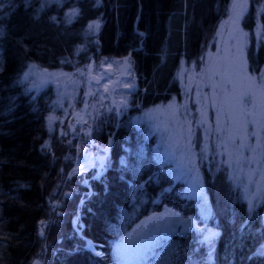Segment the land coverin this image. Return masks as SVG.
<instances>
[{
  "label": "trees",
  "instance_id": "trees-1",
  "mask_svg": "<svg viewBox=\"0 0 264 264\" xmlns=\"http://www.w3.org/2000/svg\"><path fill=\"white\" fill-rule=\"evenodd\" d=\"M230 2L0 0V264H117L115 245L138 223L166 210L192 223H174L140 264H264L263 189L243 192L237 166L235 171L233 160L221 156L223 145L204 150L203 126L196 133L191 128L204 98L209 100V80L206 90L191 91L186 102L176 75L181 63L199 58ZM243 16L246 27L263 31L264 0H250ZM127 56L137 85L122 94L129 107L119 117L114 108L104 109L109 102L100 106L99 95L89 97L96 116L85 124L92 126L91 135L74 126L83 83L76 85L73 106L58 109L53 84L35 89L25 79L35 66L73 72L83 82L80 73L89 58L98 68ZM248 62L258 74L263 44ZM171 100L192 133L185 145L188 172L179 176L170 172L173 162L161 157L158 130L144 116ZM108 144L103 174L96 178L94 166L67 177L82 161L81 149L103 156ZM212 157H220L223 168ZM197 176L201 200L189 194ZM257 176L263 183L264 173ZM205 207L209 215L203 219ZM88 241L100 245L101 256L85 249Z\"/></svg>",
  "mask_w": 264,
  "mask_h": 264
},
{
  "label": "rangeland",
  "instance_id": "rangeland-1",
  "mask_svg": "<svg viewBox=\"0 0 264 264\" xmlns=\"http://www.w3.org/2000/svg\"><path fill=\"white\" fill-rule=\"evenodd\" d=\"M249 1L231 0L226 15L212 31L210 41L207 42L203 52L201 50L199 53V58L189 66L181 63L180 71L176 75L182 84L186 102L191 91L206 90L205 87L209 80V100L204 98L203 106L193 118L192 133H196V130L201 125L203 126L205 151L210 148H220L223 145L224 148L219 149L221 156L233 160L235 171L236 166L238 168L237 184L244 193L254 195L255 191L259 192V189H263L264 193V182L262 183L260 177L257 176L258 173H264V65L258 74L252 73L248 56L251 51L256 54L262 44L264 45V27L263 31H260L257 26L251 29V24L246 27L243 23V15L247 12ZM124 59L126 57L105 61L97 68L93 66V58H89L83 68V73H80L83 82L79 78L75 79L73 72L70 74L64 71H48L35 66L29 68L25 79L30 80L31 87L35 89L47 88L48 84H53V96L57 99L54 108L58 109L64 103L65 106H73V98L77 91L76 85L83 83L86 89L84 103L79 110L81 116H79V121L73 125L81 128L83 134L91 135L92 126L85 128V124L89 120L94 121L96 116H94L95 103L93 101L88 103L89 97L99 95L100 102H102L100 106H104V101L109 102L108 107L104 106V109L109 111L112 107L120 117L129 107L122 94L137 89L132 72L127 65L121 74ZM89 65L92 67L90 74L87 72ZM204 74L206 79L203 80ZM91 75L102 79L98 84L92 85L89 81ZM204 95H207V92ZM195 98L199 104L198 95ZM209 107L212 108L211 112ZM144 116L148 124L158 130L157 149L164 160L173 162V167L170 169L172 175L186 174L188 169L185 165L190 155L185 145L188 142L187 136H191L192 133L189 131L190 126L184 127L174 100L166 105L153 106L145 110ZM184 128L187 132L185 135H183ZM196 140L198 139L193 140L194 144ZM80 151L83 162H87L84 165L77 159L73 169L67 173V177L79 174L80 172L76 174L73 172L81 171L77 168L79 165L84 168L81 172H87L100 161L99 156H92L85 148ZM89 155L92 156L91 164L88 162ZM211 162L217 165L216 168H223L225 165L220 157L216 160L212 157ZM230 177L233 178L235 175L231 173ZM189 194L195 200L204 198L199 176L189 184ZM69 195L70 193L66 194V196ZM255 198L257 200L256 196ZM200 215L206 219L209 215V208H201ZM182 222L184 225L192 223L190 219H183L177 213L168 210L162 214L147 217L115 245L116 263L140 264V258L145 255L146 251L158 240L168 237L173 232L174 223ZM85 247L95 255L100 254L99 250L91 249L90 243ZM35 261L39 264L38 260Z\"/></svg>",
  "mask_w": 264,
  "mask_h": 264
},
{
  "label": "water",
  "instance_id": "water-1",
  "mask_svg": "<svg viewBox=\"0 0 264 264\" xmlns=\"http://www.w3.org/2000/svg\"><path fill=\"white\" fill-rule=\"evenodd\" d=\"M89 78H90V82L92 84H98L101 81V78L100 77H97V76H94V75L90 76ZM79 115H80V112H75L74 113V119H75L76 122H78V120H79ZM72 129L73 128L71 127V130ZM67 194H69V193H67ZM57 213L59 215H62V213H60V212H57ZM91 245H92V249H95L98 246V244H95V243H92ZM36 262L37 261H34L33 264H36Z\"/></svg>",
  "mask_w": 264,
  "mask_h": 264
},
{
  "label": "bare ground",
  "instance_id": "bare-ground-1",
  "mask_svg": "<svg viewBox=\"0 0 264 264\" xmlns=\"http://www.w3.org/2000/svg\"><path fill=\"white\" fill-rule=\"evenodd\" d=\"M125 68L122 66V69L121 70H124ZM91 70H92V67H91V65H89L88 66V69H87V72L90 74V72H91ZM85 109V108H84ZM84 109L82 110V111H84ZM87 162V161H86ZM88 162H89V164H91L92 163V159H91V157H90V155H89V157H88ZM84 170V168L83 167H79L78 168V170ZM97 253V252H96Z\"/></svg>",
  "mask_w": 264,
  "mask_h": 264
}]
</instances>
